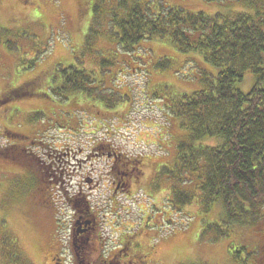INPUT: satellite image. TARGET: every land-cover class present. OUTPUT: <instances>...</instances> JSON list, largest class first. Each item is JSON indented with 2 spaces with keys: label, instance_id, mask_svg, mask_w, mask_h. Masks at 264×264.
<instances>
[{
  "label": "rangeland",
  "instance_id": "rangeland-1",
  "mask_svg": "<svg viewBox=\"0 0 264 264\" xmlns=\"http://www.w3.org/2000/svg\"><path fill=\"white\" fill-rule=\"evenodd\" d=\"M162 1L207 14L218 10L202 0ZM103 10L94 0H0V93L34 82L35 95L0 107V237L5 229L26 264H75L73 212L87 204L102 228L101 243L134 234L147 264H253L264 257V225H229L230 234L214 241L215 229L203 225L222 220L220 204L175 209L168 197L166 171L184 133L165 108L163 87L199 91L215 69L165 41H143L133 53H119L105 37ZM69 66L92 74L91 96L73 100L51 92V81ZM253 80L245 74L241 91ZM15 144L29 163L1 157ZM97 144L140 159L143 173L132 182L131 197L111 202L106 159L94 156ZM95 242L91 248L100 247Z\"/></svg>",
  "mask_w": 264,
  "mask_h": 264
},
{
  "label": "trees",
  "instance_id": "trees-1",
  "mask_svg": "<svg viewBox=\"0 0 264 264\" xmlns=\"http://www.w3.org/2000/svg\"><path fill=\"white\" fill-rule=\"evenodd\" d=\"M94 1L104 6L105 37L119 53H133L143 41H165L181 53L202 58L216 71L214 77L204 78L199 91L174 93L171 87H163L165 108L184 133L177 140L171 167L166 171L171 184L170 207L177 209L195 202L208 210L220 204L222 220L203 225L215 229L214 241L230 234L229 225L262 227L264 0H202L218 7L210 14L167 5L162 0ZM247 73L254 80L250 89L242 92L240 85ZM91 77L85 69L69 66L51 81L49 89L62 98L66 94L91 96L93 90L87 88L92 84ZM33 85L28 82L15 90L6 88L0 93V107L13 98L34 97L30 91ZM3 232L0 264H26L14 241L7 239L9 233L5 229ZM5 249L12 251L6 253L7 258L3 257ZM253 264H264V257L254 258Z\"/></svg>",
  "mask_w": 264,
  "mask_h": 264
},
{
  "label": "flooded vegetation",
  "instance_id": "flooded-vegetation-1",
  "mask_svg": "<svg viewBox=\"0 0 264 264\" xmlns=\"http://www.w3.org/2000/svg\"><path fill=\"white\" fill-rule=\"evenodd\" d=\"M24 139H26L24 136H19V142ZM15 147L12 153L2 151L3 156L1 157L23 164L20 159L24 154L23 149H20L18 144H15ZM94 148L95 157L106 159L105 169H108L106 178L110 182L109 186L112 187L111 202L118 201L122 197L127 198L131 191L132 182L138 178L139 174L142 175L143 173L141 161L136 160L133 162L116 151L108 150L105 152V148L101 147L100 144L95 145ZM94 181L100 183L102 177L99 179L98 177L95 179L90 177L89 182ZM73 214V219L78 222V231H82L80 234L72 233L70 240V256L75 264H147L141 252V243L133 241L135 239L134 235L120 233L113 245H107L110 243L102 244V228L100 224L98 225L92 211L89 210V206L86 204L78 212L74 210ZM95 241L100 244L99 248H91V245L96 244Z\"/></svg>",
  "mask_w": 264,
  "mask_h": 264
}]
</instances>
